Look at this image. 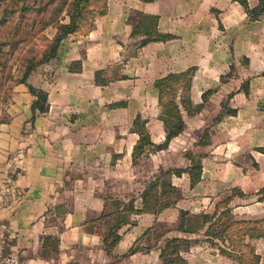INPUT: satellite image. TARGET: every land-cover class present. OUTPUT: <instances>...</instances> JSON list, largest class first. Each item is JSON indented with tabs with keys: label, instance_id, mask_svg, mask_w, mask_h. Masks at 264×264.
I'll return each instance as SVG.
<instances>
[{
	"label": "crops",
	"instance_id": "obj_1",
	"mask_svg": "<svg viewBox=\"0 0 264 264\" xmlns=\"http://www.w3.org/2000/svg\"><path fill=\"white\" fill-rule=\"evenodd\" d=\"M248 1L252 7L258 3ZM142 14L159 16V29L176 38L138 48L131 32ZM75 61L82 62L81 72L69 70ZM193 66L192 104L217 89L210 106L195 115L185 112V129L167 149L134 161L137 116L147 119L154 143L165 140L155 80ZM246 80L249 94L241 89ZM28 82L48 92L50 107L34 113V95L16 83L7 117L0 120V261L4 250L15 248L23 264H162V239L153 233L167 228L168 236L202 237L204 230L176 229L181 210L212 213L234 187L245 194L231 203L235 216L264 217L257 194L264 187V153L257 149L264 147V15L251 19L232 0H108L94 27L69 35ZM232 92L237 114L214 123ZM210 125L207 144L197 145ZM187 150L204 156L201 181L191 187L188 173L173 174V185L182 191L178 202L158 215H131L134 224L121 229L115 251L107 253L105 226L90 223L111 207L103 196H135L141 207L145 181L160 168L187 167ZM45 234L59 237V252L49 258L40 255ZM137 240L144 250L117 260ZM153 241L156 247L147 249ZM255 247L264 264V238ZM181 255L188 264H239L206 242L184 246Z\"/></svg>",
	"mask_w": 264,
	"mask_h": 264
},
{
	"label": "trees",
	"instance_id": "obj_2",
	"mask_svg": "<svg viewBox=\"0 0 264 264\" xmlns=\"http://www.w3.org/2000/svg\"><path fill=\"white\" fill-rule=\"evenodd\" d=\"M56 1L0 0V72H7L6 81L12 77V67L14 61H16V58L15 60L13 58L15 52L22 45L30 42V37L44 33L49 27L55 29L51 37L47 35L42 37L43 47L38 48L24 59V73L17 79L18 83H25L34 95L35 98L32 103L34 113L36 111L48 112L50 104L48 92L28 82L31 73L55 58L64 40L69 35L82 30L85 32L91 30L94 27L95 16L106 13L108 8V0H58L57 3ZM141 1L153 2L155 0ZM232 1L239 2L251 19L264 15V0H258L257 5L253 7L250 6L248 0ZM97 6H100V8ZM34 26L39 29L31 34L28 28ZM131 36L139 38L138 48L144 47L150 42H166L176 38L175 34L165 33L159 29V16L149 14L141 15L131 32ZM69 70L71 72H81L82 62L75 61L71 63ZM196 71L197 68L193 66L182 72H171L155 80L166 131L165 140L160 144L154 143L147 126V119L137 116L133 122V131L139 134V140L133 151L135 159L136 156L147 153L149 149L156 151L167 149L171 141L185 129L184 113L195 115L209 106L217 89L206 90L203 93V103L197 106L192 104L191 86ZM235 71L236 66L233 64L227 76L233 77ZM101 73L102 71L96 72L97 79L100 78ZM249 85V81L246 80L241 86L246 94L250 93ZM233 95L234 92L230 93L227 100L221 102V109L213 118L214 123L220 122L225 116L237 114V109L230 106ZM209 137L210 129L207 126L200 135L197 145H205ZM257 149L264 153V147ZM184 157L189 160L187 167L161 168L153 179L146 182L145 189L141 193L142 206L140 208L135 206V196H132L128 202L112 196L104 197L106 202L110 201L114 206L113 212L104 213L98 218L105 220L108 225L103 238V245L107 253L113 254L115 251L121 240L119 231L130 222L129 217L131 214L153 213L158 215L178 202L182 197V192L171 182L170 177L173 174L181 176L185 172L188 173L191 187H195L201 181L203 154L187 150L184 152ZM257 194L260 201L264 200V187ZM244 196L245 194L241 189L234 187L231 189V194L217 202L213 213L191 214L188 210H181L177 230L185 234H197L204 229L203 238L167 236L170 230H157L158 240L164 239V244L159 247L162 264H188L181 255L182 248L204 241L211 247L216 248L221 255L239 264H260L261 256L256 252L254 241L264 238V218H237L233 214V207L231 206L235 197ZM41 238L43 240L40 252L42 257L49 258L59 252L58 237L45 234ZM156 245L157 242L154 246L156 247ZM151 247L153 246L147 247V249ZM139 250L144 249L137 240L122 256H130Z\"/></svg>",
	"mask_w": 264,
	"mask_h": 264
},
{
	"label": "rangeland",
	"instance_id": "obj_3",
	"mask_svg": "<svg viewBox=\"0 0 264 264\" xmlns=\"http://www.w3.org/2000/svg\"><path fill=\"white\" fill-rule=\"evenodd\" d=\"M58 1V0H57ZM56 1V3H57ZM59 2V1H58ZM98 8H100V6H97ZM33 18V17H32ZM31 28V29H30ZM28 28V31L31 32V34H33L34 32H36L39 28L37 27H30ZM55 32V29H53L52 27H49L44 33H39L38 35H34V37H30L31 38V41L30 42H27V44L25 45H22V47H20L16 52H15V55H14V60L16 58V61H14V64H13V67H12V74H11V79H9L8 81L5 80L6 78V73L7 72H0V120L4 119L7 117V110L9 108V105H10V102L12 100V95H13V88L15 86L17 82V79L20 78L23 73H24V67H23V61L25 58H27L28 56H30L35 50H38V48H41L43 47L42 45L44 44L43 42V39L42 37L44 35H47L49 37H51ZM230 72V71H229ZM203 103V102H202ZM211 103V102H210ZM210 106V104H209ZM161 107V106H160ZM161 112H162V107H161ZM207 127V126H206ZM205 127V128H206ZM209 129H210V132H211V125L209 126ZM205 130V129H204ZM204 132V131H203ZM200 138V137H199ZM198 142V141H197ZM207 144V143H206ZM205 144V145H206ZM150 150H153V149H149L147 151V153L143 154V155H140V156H136V159H139L140 157L142 156H146V157H149L148 153L150 152ZM153 151H156V150H153ZM133 156H134V152H133ZM186 158V157H185ZM135 157H134V161L136 160ZM174 168H178V167H174ZM161 169V168H160ZM160 169L157 171V172H154V174L151 176L150 179L146 180L145 181V186H146V182L150 181L151 179H153L156 174L159 173ZM165 169V168H164ZM142 180V179H140ZM170 180H171V177H170ZM172 182V181H171ZM145 189V187H144ZM143 189V190H144ZM143 192V191H142ZM141 192V193H142ZM182 192V191H181ZM106 196H112V195H109V194H106L103 196V199L104 197ZM227 196V195H226ZM114 198H117L115 196H112ZM131 198V197H130ZM129 198V199H130ZM136 198V197H135ZM119 199V198H118ZM105 200V199H104ZM122 200V199H120ZM129 201V200H128ZM126 201V202H128ZM106 202V201H105ZM136 202V200H135ZM108 203L111 205V207L109 208V210L105 209V211L103 212L104 213H110V212H113L114 211V206L111 204L110 201L106 202V204L108 205ZM217 204V203H216ZM135 206H136V203H135ZM141 206H142V199H141ZM137 207V206H136ZM140 208V207H138ZM216 208V206H215ZM215 211V210H214ZM213 211V212H214ZM212 212V213H213ZM141 214V213H140ZM153 214V213H152ZM234 214V213H233ZM131 215H138L137 213H133ZM131 215L129 217L130 219V222L126 225H124L123 227L127 226V225H132L134 224V222L131 220ZM156 215V214H155ZM235 215V214H234ZM100 217V216H99ZM99 217L93 219L90 221V223L92 225H97L98 222H100L102 225L105 226V229H104V232H103V238H104V234L106 233L107 231V228H108V225L106 223L105 220H101V219H98ZM264 218V217H262ZM98 219V220H97ZM254 219V218H253ZM256 219V218H255ZM179 225V224H178ZM122 227V228H123ZM121 228V229H122ZM93 229V228H91ZM177 229V228H176ZM161 230H168L167 228H164V229H161ZM204 230V229H203ZM157 231V230H156ZM155 231V232H156ZM179 231V230H178ZM155 232L153 233V236L152 238L156 239L157 240V236L155 235ZM204 232V231H203ZM119 233H121V230L119 231ZM121 235V234H120ZM167 236H168V233H167ZM59 238V237H58ZM203 238V237H200V239ZM199 239V238H198ZM256 241V240H255ZM255 241H254V244H255ZM205 242V241H204ZM138 243L140 244L139 240H138ZM207 243V242H206ZM154 244H155V241L152 242V245L154 247ZM164 244V239L162 238V244L161 246ZM42 245H43V240H42ZM194 245V244H193ZM192 246V245H190ZM210 246V245H209ZM256 248V247H255ZM42 250V249H41ZM5 254H3V258L1 259L0 261V264H6V260L9 256H11V254H16L18 257H19V260H20V263L23 264V256L21 255L20 251L18 249H15V248H11L9 252L6 253V251L4 250ZM41 252V251H40ZM120 258H117V260H122L126 257H129V256H126V257H123L122 254L119 255Z\"/></svg>",
	"mask_w": 264,
	"mask_h": 264
},
{
	"label": "built area",
	"instance_id": "obj_4",
	"mask_svg": "<svg viewBox=\"0 0 264 264\" xmlns=\"http://www.w3.org/2000/svg\"><path fill=\"white\" fill-rule=\"evenodd\" d=\"M6 264H21L19 257L16 254H11L6 260Z\"/></svg>",
	"mask_w": 264,
	"mask_h": 264
}]
</instances>
